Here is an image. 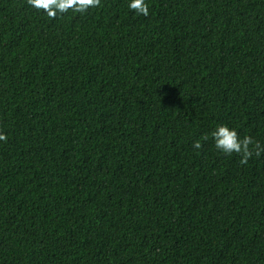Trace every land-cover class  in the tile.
I'll use <instances>...</instances> for the list:
<instances>
[{"label":"trees","instance_id":"trees-1","mask_svg":"<svg viewBox=\"0 0 264 264\" xmlns=\"http://www.w3.org/2000/svg\"><path fill=\"white\" fill-rule=\"evenodd\" d=\"M145 3L0 0V264H264V0Z\"/></svg>","mask_w":264,"mask_h":264},{"label":"clouds","instance_id":"clouds-1","mask_svg":"<svg viewBox=\"0 0 264 264\" xmlns=\"http://www.w3.org/2000/svg\"><path fill=\"white\" fill-rule=\"evenodd\" d=\"M27 3L37 10H43L48 17L56 19L58 14L63 15L69 10L77 13L87 12L89 8L98 7L101 0H27ZM128 6L137 14L144 16L149 14V7L145 0H129ZM211 135L215 141L216 149L228 155L233 153L240 155L241 165L247 164L254 154L260 156L264 152V146L254 141L251 136L241 139L238 132L227 125H218ZM0 140L7 141V136L0 134ZM193 147L200 149L201 142L195 141Z\"/></svg>","mask_w":264,"mask_h":264}]
</instances>
